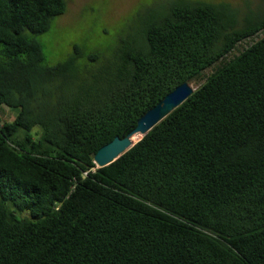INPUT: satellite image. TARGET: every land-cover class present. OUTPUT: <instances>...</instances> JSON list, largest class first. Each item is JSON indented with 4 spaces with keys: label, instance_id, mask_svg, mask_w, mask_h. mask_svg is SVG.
Segmentation results:
<instances>
[{
    "label": "trees",
    "instance_id": "trees-1",
    "mask_svg": "<svg viewBox=\"0 0 264 264\" xmlns=\"http://www.w3.org/2000/svg\"><path fill=\"white\" fill-rule=\"evenodd\" d=\"M65 10L0 0V107L16 111L0 114V264H264V10L173 0L107 56L74 46L46 65L30 35ZM183 82L190 95L95 166Z\"/></svg>",
    "mask_w": 264,
    "mask_h": 264
},
{
    "label": "rangeland",
    "instance_id": "rangeland-1",
    "mask_svg": "<svg viewBox=\"0 0 264 264\" xmlns=\"http://www.w3.org/2000/svg\"><path fill=\"white\" fill-rule=\"evenodd\" d=\"M65 1L66 10L51 20L47 31L30 35L39 43L43 63L46 65H54L74 54V46L82 56L88 53L107 56L120 37L132 34L152 14H161L173 0ZM201 1L225 3L236 11L237 19L249 11L264 10V0ZM263 33L264 31L259 32L258 36ZM248 42L250 39L246 38L237 43L229 56L236 54ZM208 71L209 69L204 73ZM190 85L193 88L196 86L194 82ZM15 113V109L3 105L0 107L3 120H12Z\"/></svg>",
    "mask_w": 264,
    "mask_h": 264
},
{
    "label": "water",
    "instance_id": "water-1",
    "mask_svg": "<svg viewBox=\"0 0 264 264\" xmlns=\"http://www.w3.org/2000/svg\"><path fill=\"white\" fill-rule=\"evenodd\" d=\"M193 89L194 88L186 82L173 87V89L166 93L155 105L147 109L136 119L134 127L125 136H115L96 149L92 155L95 166H104L126 151L134 143L131 140L133 134L140 135L141 137L154 124L190 95Z\"/></svg>",
    "mask_w": 264,
    "mask_h": 264
},
{
    "label": "bare ground",
    "instance_id": "bare-ground-1",
    "mask_svg": "<svg viewBox=\"0 0 264 264\" xmlns=\"http://www.w3.org/2000/svg\"><path fill=\"white\" fill-rule=\"evenodd\" d=\"M140 137V135H132L131 136V140H132V142H135L138 138Z\"/></svg>",
    "mask_w": 264,
    "mask_h": 264
}]
</instances>
